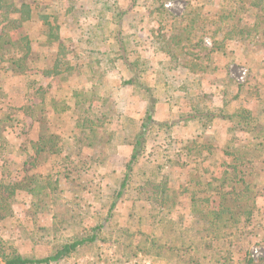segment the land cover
<instances>
[{
    "label": "rangeland",
    "instance_id": "rangeland-1",
    "mask_svg": "<svg viewBox=\"0 0 264 264\" xmlns=\"http://www.w3.org/2000/svg\"><path fill=\"white\" fill-rule=\"evenodd\" d=\"M90 2L92 0H42L43 7L35 10L34 20L11 34V39L28 35L32 45L39 51V64L52 62L59 54V60L77 62L74 58L76 54L80 57L79 63L84 64L85 60L81 56L86 52H82L79 44L91 38L83 30L90 27L89 22L97 25L95 20L92 21L94 8ZM55 3H59L61 23H65L69 17H76L72 27L68 28L66 24L62 26V41L73 40L75 44V48L67 53H60L57 47L51 48L45 44L38 20L44 8L54 7ZM122 3L127 8L133 5V0ZM166 8L172 16L179 17L185 11L186 3L182 0H166ZM139 11L142 14L149 13L145 8ZM109 17L107 14L106 18ZM168 19L159 26L154 14L141 18L134 16V20H130L132 26L141 31L127 32L131 40L134 35L137 38L133 50L141 57L148 86L155 87L160 103L166 105L164 114L190 112L192 97L189 95L177 93L172 104L177 106L175 108L167 103L173 91L167 86L166 78L170 74L177 75L178 81L188 79L186 65L194 64H199L193 71L200 85L196 84L195 78L188 81L195 85L193 93L201 99L203 109L218 111L225 100L234 98L239 92L241 101L246 99L251 103L247 106L256 110L259 107L264 109V49L258 46L246 49L240 43L228 41L212 55L213 61L203 60L202 65L201 60L195 61L193 56L182 53L186 51H179L177 56L180 62L186 64L182 69L178 63L161 54L158 40L150 37L151 32L158 30L166 34L174 23ZM203 41L208 48L212 47L207 37ZM93 61L96 62V59ZM118 72L115 70L106 74L108 78L105 80L110 82L113 97L104 108L98 102L88 101L83 102L82 106H74L69 97L76 89V82L71 79L65 85L57 78L51 85L49 81L40 82V86L48 91L42 113L46 126L41 129L35 125L30 130V123L27 122V127L1 133L0 138L6 140L7 146L1 149L5 144L0 140V194L7 201L0 204V264L3 254L44 260L55 256L66 244L94 235H98V241L83 245L67 258L49 264H78L80 260L90 258L103 260L110 258L111 254L113 257L116 255L119 262L144 258L150 264H264V166H260L262 171L258 176V187L251 188V200H243L241 204L246 207L242 211L249 215L235 216V220L225 213L218 222L214 220L213 214L222 212L220 198H213L208 205H200L205 197L191 195L197 191L198 181L195 179L198 175L194 178V171L198 165L186 163L183 166V162H187L184 155L192 141L191 137L183 136L181 140L184 141L179 145L174 143L172 137L176 133H169L174 140L161 132L152 136L145 159L142 160L146 165L135 168L128 191L112 208L131 155L128 147L131 127L128 129L126 123L128 120L138 121L144 109L138 98L142 94L120 89ZM6 78L7 74L3 71L0 74L1 86L7 82ZM14 83L8 80V84ZM24 83H19L23 89L20 87L18 91L22 93L27 92ZM238 84L244 86L239 92L236 88ZM30 88L33 85L30 84ZM176 88H179L177 84ZM23 98L22 95H13L14 105L21 107ZM41 101L42 97L38 95L35 102ZM5 107L0 101V118L7 112L4 111ZM84 108L88 111L86 115L83 113ZM101 112H108L109 115L100 119ZM231 113L233 111L230 110L229 115ZM159 114L161 116V110ZM21 119L25 121L27 118L22 116ZM85 119L89 120V129L83 135ZM45 129L48 131L44 133ZM212 131L205 137L211 145H215L217 151L244 136L236 125L225 122L216 123ZM29 135L37 143L41 136L44 140L50 136L62 137L59 144L58 139L54 138V144L62 147L63 152H49L50 145L34 149L29 145ZM77 139H82L83 143H76ZM144 176L153 178L157 183L165 182L164 196L159 198L162 206L153 200L154 195L149 196L146 188H142L148 180ZM27 178L33 179V182ZM14 184L18 185L17 189L13 188ZM12 192L14 194L9 198ZM193 197L195 204L192 205ZM235 211L239 213V210ZM99 227L101 229L98 230Z\"/></svg>",
    "mask_w": 264,
    "mask_h": 264
},
{
    "label": "trees",
    "instance_id": "trees-1",
    "mask_svg": "<svg viewBox=\"0 0 264 264\" xmlns=\"http://www.w3.org/2000/svg\"><path fill=\"white\" fill-rule=\"evenodd\" d=\"M122 1L125 0H92L90 2L94 8L93 13H91L92 21L95 20L97 25L94 26V22H89L90 27L83 30L91 38V40L83 42L82 45L79 44L82 52H86L81 56L85 60L84 64L79 63L80 57L76 54L74 58L77 62L59 60V54L56 55L58 58L54 61L49 62L47 60L48 63L39 64L37 63L39 51L32 45L28 35H21L12 40L11 34L16 33L27 22L34 20L35 10L43 7L41 6L42 0H0V74L3 71L7 74V82L4 86L0 85V94L2 95L0 101L6 106L4 111L7 110L6 114L1 115L2 118H0V137L5 130L17 131V128L27 127V122L30 123L28 124L30 130L35 125L39 128L42 127L41 129L46 126V119L42 113L45 110L48 91L40 86V82L47 83L49 81V85H51L52 81L57 78L59 82L65 85L68 79H71L72 82H76V89L69 97L74 106H82L83 102L88 101L91 103L98 102L101 108H104L113 97L110 82L105 80L108 78L106 74L118 70L121 81L120 89L142 94L138 98L144 109L138 121L128 120L126 123L128 129L131 127L129 133L131 140L128 144L131 155L120 191L112 208L128 191L135 168L146 165L145 162L142 163V160L145 159L149 140L161 132L168 135L170 140L174 138V143L179 145L184 141L181 140L183 136L191 137L192 141L190 146L186 147L187 151L184 155L187 162H183V166L186 163L198 165L197 170L194 171L196 174L194 178L198 175L195 179L198 181L196 183L197 191H193L191 195L199 194L203 198L205 197L200 205H208L213 198H220L219 207L222 212L213 214L214 220L220 222L222 214L225 213L235 220L242 214L249 215L246 211H242L246 207L241 206V204L243 200H251V188L258 187L257 180L262 171L260 166H264L262 160L264 158V109L260 107L258 110L250 108L247 106L248 100L244 99L243 102L240 100L239 91L244 88L240 84L236 86L238 95L225 100L220 110L203 109L201 99L193 93L195 85L188 81L195 78L196 73L193 68L195 70L199 64L192 66L185 64L188 79L178 81L177 75L168 74L167 86L173 91V96H170L171 98L166 101L172 105L177 93L189 95L192 97L190 112L186 114L175 112L168 114L169 116L162 120L159 116L160 98L157 97L158 93L156 94L155 87L148 86L146 74L142 70L141 57L133 50L137 38L133 34L131 40V37L127 36V32L138 33L141 31V29L132 26L130 20H134V16L141 18L154 14L158 18L159 26L163 24L164 20L170 18L174 23L171 28L167 29L166 34H161L159 30V33L151 32L153 37L151 35L150 37L158 40V51L178 63V67L182 69L185 65L180 62L179 56H177L179 51H186L182 53L193 56L195 61L201 60L200 64L202 65L203 60L213 61L212 55L220 51L228 41L240 43L246 49L252 46L264 49V0H219L218 3L216 0H182L186 3V9L179 17L169 13L166 8V0H133V5L131 4L127 8ZM146 2L147 4H145ZM55 4L54 7L49 8L47 6L44 8V11L39 14L38 20L42 27L45 44L51 48L57 47L61 50L60 53L62 51L67 53V51L75 48V44L73 40L62 41V26L66 24L68 28L72 27L76 17L73 19L69 17L65 23H61L62 15H60V8L57 6L59 3ZM141 8H145L149 13L142 14L139 11ZM107 14L110 15L108 19L106 18ZM80 29L81 26L76 31L78 32ZM78 34L79 32L76 36ZM206 37L211 42V48H208L203 41ZM71 52L73 53V51ZM93 59H96V62ZM162 66L165 70V65L162 64ZM28 79L31 80L27 83ZM8 80L15 81V83L10 85ZM18 81L25 82L26 93L18 91L20 87L23 89L22 84L20 85ZM195 82L200 85V81L196 78ZM30 84L33 85L32 89ZM176 84L179 88H176ZM13 95L24 97L21 107L14 105ZM27 95L29 96L27 97ZM38 95L42 97L40 103L35 102ZM232 107L235 108L232 109ZM230 110L233 111L232 115H229ZM83 113L86 115L88 111L84 108ZM108 115V112H101L100 119H104ZM22 116L28 120H22ZM86 121L82 125L83 135L89 129L87 125L89 120ZM218 122L236 125L244 136L235 139L230 146L222 147L220 151L215 150V145H211L205 136L208 132H213L212 130ZM193 126L194 128H192ZM46 131L48 130H43L44 133ZM169 133L171 135L176 134L175 136L172 135V138ZM54 138L58 139V144L59 141L61 142L62 137L59 136L58 138L50 136L49 139L45 140L41 136L38 143L30 137L29 145L38 150L42 146L48 147L50 145L49 152L59 154L63 152L62 147L54 144ZM0 140L5 144L1 147L3 149L7 146L6 140L1 138ZM80 142L83 143V140L77 139L76 143L79 144ZM181 162L182 160L179 159V163ZM144 178L148 180L142 188H146V193L149 196L154 195L153 200L155 199L154 201L158 206H162V203L159 204V198L164 196L165 182L157 183L148 176H144ZM27 179L33 182V179ZM48 180H50L49 177ZM14 185L13 188L17 189L18 185ZM13 194L14 192L9 195V198ZM194 198H192V205L195 204ZM3 201H7V198L0 194V204ZM235 209L239 210V213H236ZM98 239V235H94L85 240L66 244L55 256L44 260H32L18 254L12 256L3 254L1 264L59 262L79 247L94 243Z\"/></svg>",
    "mask_w": 264,
    "mask_h": 264
},
{
    "label": "built area",
    "instance_id": "built-area-1",
    "mask_svg": "<svg viewBox=\"0 0 264 264\" xmlns=\"http://www.w3.org/2000/svg\"><path fill=\"white\" fill-rule=\"evenodd\" d=\"M116 255L113 257L112 254L110 255V258L108 259H103V260H100V259H93V258H90V259H84V260H80L78 262V264H150L149 261H147L146 259H130V260H125V261H122V262H119L118 260H116ZM118 259V258H117Z\"/></svg>",
    "mask_w": 264,
    "mask_h": 264
},
{
    "label": "crops",
    "instance_id": "crops-1",
    "mask_svg": "<svg viewBox=\"0 0 264 264\" xmlns=\"http://www.w3.org/2000/svg\"><path fill=\"white\" fill-rule=\"evenodd\" d=\"M165 106L166 105H164V103L162 104V102L159 103V106H158L159 111L161 110V112H162V114L160 116L162 120L165 119V116H169V115H166V114L163 113V110L165 109ZM173 111H174V109L172 108V112Z\"/></svg>",
    "mask_w": 264,
    "mask_h": 264
}]
</instances>
